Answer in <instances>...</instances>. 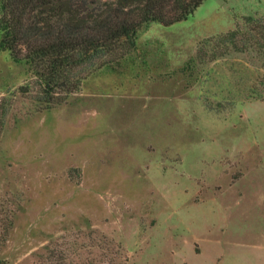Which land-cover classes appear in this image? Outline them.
<instances>
[{"label": "rangeland", "instance_id": "374dc122", "mask_svg": "<svg viewBox=\"0 0 264 264\" xmlns=\"http://www.w3.org/2000/svg\"><path fill=\"white\" fill-rule=\"evenodd\" d=\"M263 26L203 0L59 105L0 52V264H264Z\"/></svg>", "mask_w": 264, "mask_h": 264}, {"label": "trees", "instance_id": "16d2710c", "mask_svg": "<svg viewBox=\"0 0 264 264\" xmlns=\"http://www.w3.org/2000/svg\"><path fill=\"white\" fill-rule=\"evenodd\" d=\"M103 1L88 9L96 0H0V52L35 75L48 103L62 104L57 94L77 93L86 70L113 63L104 59H115L121 45L134 49L135 35L146 25L185 21L203 0ZM200 51L182 68L199 63L205 56Z\"/></svg>", "mask_w": 264, "mask_h": 264}]
</instances>
